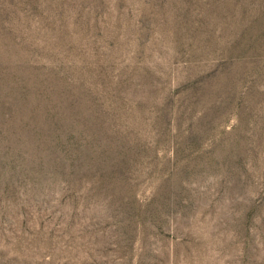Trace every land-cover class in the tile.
<instances>
[{"label":"rangeland","instance_id":"1","mask_svg":"<svg viewBox=\"0 0 264 264\" xmlns=\"http://www.w3.org/2000/svg\"><path fill=\"white\" fill-rule=\"evenodd\" d=\"M0 264H264V0H0Z\"/></svg>","mask_w":264,"mask_h":264}]
</instances>
